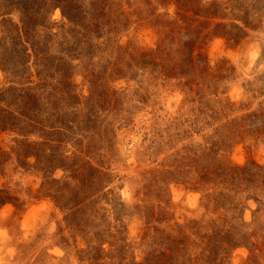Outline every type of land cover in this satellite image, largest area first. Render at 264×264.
I'll list each match as a JSON object with an SVG mask.
<instances>
[{
	"label": "rangeland",
	"instance_id": "374dc122",
	"mask_svg": "<svg viewBox=\"0 0 264 264\" xmlns=\"http://www.w3.org/2000/svg\"><path fill=\"white\" fill-rule=\"evenodd\" d=\"M0 110V264H264V0H0Z\"/></svg>",
	"mask_w": 264,
	"mask_h": 264
},
{
	"label": "trees",
	"instance_id": "16d2710c",
	"mask_svg": "<svg viewBox=\"0 0 264 264\" xmlns=\"http://www.w3.org/2000/svg\"><path fill=\"white\" fill-rule=\"evenodd\" d=\"M63 2V1H61ZM59 3V2H58ZM58 3L56 5H58ZM66 3V2H65ZM62 5V4H61ZM60 3L57 7L61 6ZM64 15L66 16L65 12H64ZM4 112V110H0V113ZM2 120H0V125L1 127H6V120L4 118H1ZM27 146H30V145H27ZM240 169V168H238ZM13 204L15 203V201L13 200L12 196H10V194L8 193V191L4 190V189H0V210L2 208H4L6 205L8 204Z\"/></svg>",
	"mask_w": 264,
	"mask_h": 264
}]
</instances>
